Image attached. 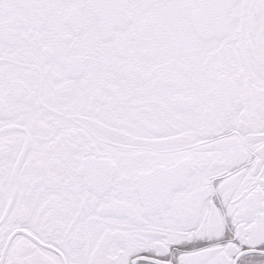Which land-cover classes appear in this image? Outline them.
Listing matches in <instances>:
<instances>
[{
	"label": "snow or ice",
	"instance_id": "obj_1",
	"mask_svg": "<svg viewBox=\"0 0 264 264\" xmlns=\"http://www.w3.org/2000/svg\"><path fill=\"white\" fill-rule=\"evenodd\" d=\"M0 264H264V0H0Z\"/></svg>",
	"mask_w": 264,
	"mask_h": 264
}]
</instances>
